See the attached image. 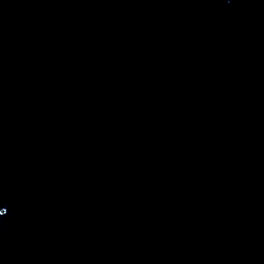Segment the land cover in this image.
<instances>
[{
	"label": "water",
	"instance_id": "1",
	"mask_svg": "<svg viewBox=\"0 0 264 264\" xmlns=\"http://www.w3.org/2000/svg\"><path fill=\"white\" fill-rule=\"evenodd\" d=\"M0 264H264V0H0Z\"/></svg>",
	"mask_w": 264,
	"mask_h": 264
},
{
	"label": "snow or ice",
	"instance_id": "2",
	"mask_svg": "<svg viewBox=\"0 0 264 264\" xmlns=\"http://www.w3.org/2000/svg\"><path fill=\"white\" fill-rule=\"evenodd\" d=\"M7 210L5 208L0 207V217H5Z\"/></svg>",
	"mask_w": 264,
	"mask_h": 264
}]
</instances>
